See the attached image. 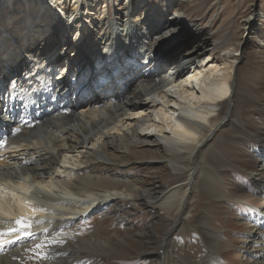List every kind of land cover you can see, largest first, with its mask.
Listing matches in <instances>:
<instances>
[{
	"label": "bare ground",
	"instance_id": "1",
	"mask_svg": "<svg viewBox=\"0 0 264 264\" xmlns=\"http://www.w3.org/2000/svg\"><path fill=\"white\" fill-rule=\"evenodd\" d=\"M112 6L114 19L107 0H0V54L9 50L18 55L8 61L10 65L15 66L21 57L36 61L33 54L38 51L51 60L59 57L69 66L63 64L58 72L62 75L56 76L61 82L46 89L32 90L41 82L39 78L5 85L19 91L27 84L26 90L37 94L31 105L2 96L5 87L0 83V137L22 117L33 121L0 148V230L7 232L14 228L11 219L28 214V231L34 233L0 247V264H81L89 256H93L89 261L107 264L97 257L116 251L126 237H102L99 225L88 218L108 215L118 223L122 201L132 209L157 206L170 217L152 264H172L171 235L187 221L191 193L203 189L210 198L215 194L212 182L217 177L208 169L201 171L198 163L201 150L228 124L225 120L232 119L238 88L234 65L228 63L229 50L212 45L179 14L153 18L147 0H114ZM30 13L37 14L32 17L34 24ZM42 37H48V53V48L39 46L42 40L37 38ZM171 52L170 60L163 57ZM6 65L0 64L1 70ZM133 67L141 68L134 73ZM136 80L139 84L133 86ZM107 85L118 86L114 97L121 96L115 100L103 96ZM58 88L62 100L52 94ZM223 103L228 107L222 122L217 108ZM261 153L258 165L263 171ZM130 164L142 169L156 164L169 176L185 174L186 179L166 190L147 188L143 177L122 170L134 169ZM250 175L259 187L261 177ZM247 207L239 217L248 232L241 242L248 244L239 249L245 256L251 254L252 261L242 264H260L256 261L264 259V243L258 250L253 244L264 237V218H260L264 206ZM200 218L203 225L198 233L208 255L202 262L191 257L184 264H215V258L222 257L212 244L216 235L206 227L208 218ZM150 229L151 225L145 226L142 234H151ZM142 253L149 254L146 249Z\"/></svg>",
	"mask_w": 264,
	"mask_h": 264
},
{
	"label": "rangeland",
	"instance_id": "2",
	"mask_svg": "<svg viewBox=\"0 0 264 264\" xmlns=\"http://www.w3.org/2000/svg\"><path fill=\"white\" fill-rule=\"evenodd\" d=\"M113 1L107 0V6L110 7L107 8H109L108 11L112 19H114L115 12L114 6H112ZM147 4V9L153 18L169 17L168 13L179 14L180 20L183 18L190 29H195L196 26V29L201 30L205 39L212 45L217 43L223 49H228V63L234 65L238 88L230 116L232 119H224L223 115L228 107L226 103L221 104V109L217 108L220 120L227 121L229 125H223L225 127L218 130L210 144L201 150L198 163L199 167H202L201 171L208 169L209 173L212 172L213 176L217 177L216 182L212 179V191L214 190L215 194L213 198H210L209 193L205 194L203 189H195L191 193L188 201L187 221L171 235L170 246L172 248H169V257L172 264H184V260L191 257H196L201 262L205 260L208 251L204 249L205 244L201 242V236L198 233L203 225L199 223L200 217L205 216L208 218L206 220L208 224L205 223L207 229L212 230L211 232L216 235V240L212 244L214 247L217 246V254L221 253L222 255L221 259L215 258V264L251 262L252 259L249 257L251 254L245 256V253L239 249L248 244L247 242L242 245L241 242L242 236L248 238V232L244 224L240 222L239 215L242 212H247V206L251 204L256 207L264 206V170L262 171L258 165L261 163V157L258 155L261 152L264 153V142L260 141L263 140L260 137H264V0H188L187 4L181 0H147ZM21 7L23 9L24 5L21 4ZM164 7H167V10L170 8L171 11L164 10ZM16 9H20V3ZM35 15L37 14L28 16L32 24L35 23L36 18L32 19ZM250 16L249 27L247 19ZM37 39L45 40L43 37ZM32 41L34 42V39ZM222 48L215 49L214 52L218 53ZM42 50L40 49L39 52L43 54ZM152 51L156 52L155 45L152 47ZM214 56L217 61H220L215 54L211 57ZM58 75L59 73L55 76ZM61 75L62 73L59 77ZM66 76L62 81L67 78ZM137 164L129 166L130 168L135 166V171L125 167H122V170L143 177L145 179L143 185L147 188L156 186L166 190L186 179L185 174L180 176L170 173L171 176H169L167 171L157 167V163L153 164V167H146V169H142L143 167L137 166ZM250 174L261 177L262 183L259 187ZM215 195L220 196L214 199ZM121 205L119 211L122 218L118 222L119 224L108 215L102 218L101 215L92 217V214L88 218L95 225H99L97 230L102 237L117 236L122 239L126 237L116 251L97 258L107 261V264L155 263V258L158 256L156 255V253L158 254L157 249L162 243L164 237L162 234L167 230V221L171 220L170 217L157 206H154L156 208L151 207L154 208L153 210L148 208L150 211H154L152 214L153 212L144 208L143 205H138L133 209L124 201ZM261 216L262 220L264 213ZM148 225H151L149 230L151 234L143 235L145 226ZM262 232L264 229L261 230ZM179 236L183 240H180ZM263 241L264 237L258 239L253 245L259 246L264 243ZM251 246L252 244L248 245V247ZM262 248L264 249V247ZM143 249H146L150 255L142 253ZM253 249L258 250L260 246ZM91 257L83 258L81 264L100 262L95 259L89 261ZM256 262L264 264V259Z\"/></svg>",
	"mask_w": 264,
	"mask_h": 264
},
{
	"label": "snow or ice",
	"instance_id": "3",
	"mask_svg": "<svg viewBox=\"0 0 264 264\" xmlns=\"http://www.w3.org/2000/svg\"><path fill=\"white\" fill-rule=\"evenodd\" d=\"M18 131V129H13L12 134H15ZM6 141L0 139V147L5 146ZM16 225L18 226L17 228H10L8 229L7 232L0 231V247H4L10 244H14L17 240L26 238V237H31L34 235L31 231H28V229L31 228V223L26 222L25 217H20L15 221ZM44 231H47L45 229ZM14 233H19V235H16L14 239H6V236H11ZM37 248L41 247V245L37 244Z\"/></svg>",
	"mask_w": 264,
	"mask_h": 264
}]
</instances>
